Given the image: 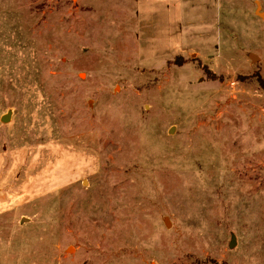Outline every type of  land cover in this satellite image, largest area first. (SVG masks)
I'll use <instances>...</instances> for the list:
<instances>
[{"label":"rangeland","instance_id":"374dc122","mask_svg":"<svg viewBox=\"0 0 264 264\" xmlns=\"http://www.w3.org/2000/svg\"><path fill=\"white\" fill-rule=\"evenodd\" d=\"M0 264H264V0H0Z\"/></svg>","mask_w":264,"mask_h":264},{"label":"water","instance_id":"95a60500","mask_svg":"<svg viewBox=\"0 0 264 264\" xmlns=\"http://www.w3.org/2000/svg\"><path fill=\"white\" fill-rule=\"evenodd\" d=\"M260 15L263 16V14H260ZM250 57H251V59H252L253 61L256 60V57H255L253 54H251ZM7 118H8V115H4V116L2 117V120L5 121ZM234 243H235V242H234V238L232 237V240H231L230 243H229V247L234 246Z\"/></svg>","mask_w":264,"mask_h":264}]
</instances>
